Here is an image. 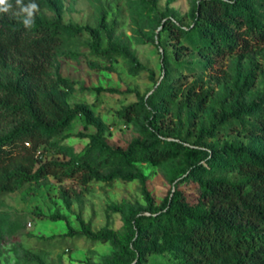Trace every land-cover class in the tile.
I'll use <instances>...</instances> for the list:
<instances>
[{
	"label": "trees",
	"instance_id": "1",
	"mask_svg": "<svg viewBox=\"0 0 264 264\" xmlns=\"http://www.w3.org/2000/svg\"><path fill=\"white\" fill-rule=\"evenodd\" d=\"M36 3L39 10L31 30L11 13H0V70H7V79H0V196L48 177L58 183L75 181L84 189L91 182L144 183L146 178L136 162H176L178 169L170 178L172 188L168 194L156 204L145 191V205L130 208L123 237L106 228L94 232L78 220L80 233L86 238L110 243L113 252L105 264H146L149 256L167 250L177 253L181 264H264V150L242 144L219 150L203 142L206 137H216L229 121L240 122L245 116L249 124L238 133L264 143V90L258 99L244 101L254 75L240 85L230 86L232 106L215 115L209 127L198 130L196 141L188 144L179 138L180 128L167 126L163 130L161 119L149 116L148 107L156 103L169 105L180 97L179 101L191 109L193 120L199 112L206 111L209 94L203 88L196 90L194 85L179 90L164 50L162 77L154 81L153 92L146 96L135 93L137 101L118 114L126 123L141 119V139L133 140L125 150L113 148L103 138L102 122L86 105L71 107L67 103L66 96L72 91L70 83L49 74L64 37L86 34L96 55L106 59L121 55L133 63L135 70H146L151 77L152 71L114 45L101 48L99 31L104 29V21L95 28L66 26L54 0ZM257 3L264 5V0H196L189 13V27L168 19L162 22L157 37L168 33L174 41L177 60L190 49H195L207 65L231 55L247 59L264 50V22L256 14ZM42 4L53 12V19L43 17ZM181 40L186 44L177 46ZM95 91L118 92L100 88ZM76 117H82L85 128L93 129L91 134H78L87 139L83 151L68 160H47L41 148L62 134ZM60 153L65 155L66 148ZM225 166L235 170L232 180L214 175L215 169ZM184 181L197 186L195 204L178 189ZM25 258L44 264L36 256Z\"/></svg>",
	"mask_w": 264,
	"mask_h": 264
},
{
	"label": "rangeland",
	"instance_id": "2",
	"mask_svg": "<svg viewBox=\"0 0 264 264\" xmlns=\"http://www.w3.org/2000/svg\"><path fill=\"white\" fill-rule=\"evenodd\" d=\"M66 26L97 27L102 49L114 45L127 52L135 61L152 71L135 70L133 63L121 56L103 58L92 52L88 35L64 37L65 42L49 74L70 83L72 91L66 96L74 107L86 105L93 116L104 126V140L113 148L125 150L135 139H141L138 128L141 119L126 123L119 112L137 101L135 93L146 96L153 92L154 81L162 77L161 55L165 50L169 68L177 88L184 90L194 85L196 90L208 92L206 111L192 120V111L180 102V97L169 105L156 103L148 107L149 116L161 119L165 127L180 128V139L188 144L196 141L199 129L209 127L215 115L232 106L230 86L239 85L252 76L244 97L245 103L258 99L264 90V50L247 59L225 56L207 65L195 49L185 51L179 60L174 55V41L162 32V22L172 20L189 27V13L196 0H54ZM256 14L264 22V5L256 6ZM41 14L53 19V12L42 4ZM186 44L184 40L179 45ZM223 74H226L225 76ZM0 79H7V70H0ZM113 89L116 93H96V89ZM129 90L133 93H126ZM193 121V124H189ZM249 120L229 121L216 137L203 139L204 145L221 150L231 144L251 145L264 150V143L245 138L238 133ZM236 128V129H234ZM7 130V126H5ZM91 134L82 117H76L60 135L51 139L43 150L47 160H68L83 151L87 139L78 134ZM169 138L168 140H170ZM66 148L63 155L62 149ZM135 166L145 176L144 183L134 180L110 183L91 182L84 189L75 181L58 183L48 177L38 183L23 184L17 191L0 196V264H36L25 255L39 257L44 264H105L113 252L109 242L92 241L80 233L78 220L87 223L97 232L103 228L117 237L124 236L125 220L130 208L144 206L147 191L155 203H160L172 188L170 178L178 169L176 162L151 165L136 162ZM235 170L225 166L215 169L214 175L227 180L234 178ZM192 204L197 202L198 189L193 182L178 184ZM121 211H115V209ZM28 223L31 224L28 227ZM161 243V241H159ZM182 259L172 250L147 258L146 264H181Z\"/></svg>",
	"mask_w": 264,
	"mask_h": 264
},
{
	"label": "clouds",
	"instance_id": "3",
	"mask_svg": "<svg viewBox=\"0 0 264 264\" xmlns=\"http://www.w3.org/2000/svg\"><path fill=\"white\" fill-rule=\"evenodd\" d=\"M15 9V10H14ZM39 5L36 0H0V13H11L14 17L20 18L25 29L31 30L35 27L36 14Z\"/></svg>",
	"mask_w": 264,
	"mask_h": 264
},
{
	"label": "built area",
	"instance_id": "4",
	"mask_svg": "<svg viewBox=\"0 0 264 264\" xmlns=\"http://www.w3.org/2000/svg\"><path fill=\"white\" fill-rule=\"evenodd\" d=\"M31 226V224L30 223H28V227H30Z\"/></svg>",
	"mask_w": 264,
	"mask_h": 264
}]
</instances>
